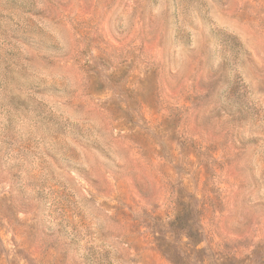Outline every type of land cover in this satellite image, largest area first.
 <instances>
[{
    "label": "rangeland",
    "instance_id": "obj_1",
    "mask_svg": "<svg viewBox=\"0 0 264 264\" xmlns=\"http://www.w3.org/2000/svg\"><path fill=\"white\" fill-rule=\"evenodd\" d=\"M0 264H264V0H0Z\"/></svg>",
    "mask_w": 264,
    "mask_h": 264
}]
</instances>
